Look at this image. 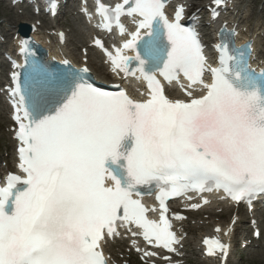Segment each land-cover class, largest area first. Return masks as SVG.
I'll return each instance as SVG.
<instances>
[{
    "label": "snow or ice",
    "instance_id": "obj_1",
    "mask_svg": "<svg viewBox=\"0 0 264 264\" xmlns=\"http://www.w3.org/2000/svg\"><path fill=\"white\" fill-rule=\"evenodd\" d=\"M226 3L213 0V19ZM166 4L122 0L96 7L98 28L115 26L128 38L113 51L99 38L94 46L114 75L146 83L143 99L120 85L107 91L90 83L86 50L78 71L52 74L26 61L23 84L20 73H12L22 175L9 173L0 186V264H109L104 247L121 237L118 227L151 248L178 254L171 219L185 217L170 218L169 200H192L188 194L196 193L201 202L188 206L195 210L210 203L203 194L213 191L234 202L264 195V72L250 69L244 53L224 39L213 67L198 33L181 23L184 5L170 19ZM121 17L132 18L135 30ZM21 43L27 53L28 41ZM161 78L179 85L184 98H170ZM142 187L156 190L158 219L148 218L157 209L142 203ZM131 244L145 264L158 256L135 238ZM203 244L207 256L228 255L218 238ZM162 259L171 264L169 256Z\"/></svg>",
    "mask_w": 264,
    "mask_h": 264
},
{
    "label": "bare ground",
    "instance_id": "obj_2",
    "mask_svg": "<svg viewBox=\"0 0 264 264\" xmlns=\"http://www.w3.org/2000/svg\"><path fill=\"white\" fill-rule=\"evenodd\" d=\"M212 1L213 0H187L186 4L192 5V3H193L195 5L196 9H203V8H205L203 5H205V6L209 5ZM259 1L260 0H258V2ZM254 2L256 3L257 0H248V1L247 0H227V5H228L227 8L233 9L234 12L233 11L229 12V14L226 16V20L231 25L236 24L242 35H244L245 37H251V39L254 42V49H255L254 54L256 56H258V60H260L261 63L264 64V7H263L264 4H263V6L260 7V9H258V6H255L253 4ZM257 10H259V12ZM198 15L202 16L203 10H201V12H199ZM10 20H14V17L10 18ZM15 21L16 22H24V23L30 25V24L34 23L35 21H39V19L37 17H34L32 13L31 14L27 13L24 16L15 17ZM5 26L8 27L9 24H6ZM209 26L211 28L213 25L211 23H209ZM11 30H13L12 31V33H13L12 37H13V35L16 32V27H14ZM52 30H54V27L49 26L48 28L43 29L42 33H36V34H33V36L38 37V39L42 40L44 46L47 49H49L50 51L60 53L64 56H66L67 58H69L76 65H81L82 64L81 63L82 56L81 55L80 56L79 55H72L68 51V46H69L68 43H67V45H65L63 47H57L54 37L51 35L48 37L46 36V34H52L53 33ZM73 34H74L73 37H74L75 42L77 44H82V45L86 44L84 33L80 32V30L76 29V30H74ZM205 37H207V35H205ZM47 39L51 40V44L46 43ZM86 58L88 60L87 66L90 68V70L92 71L93 75L96 78L101 79V80L111 81V78L108 75V73L106 72L103 65L102 64L98 65L96 63L97 56L92 50H89ZM129 87L131 89H136L137 86L136 85H130ZM171 94L175 95L176 93L174 91H171ZM2 111L4 112V109H2ZM0 119L5 120V115L3 113H1ZM215 205H216V203H214V206ZM217 207L220 208L219 206H217ZM214 209H216V207L208 208V210H206L204 212L205 213L214 212L213 211ZM231 211H232V209L229 207H226L223 210V212L227 215ZM239 213H240L242 220H243L244 213H242V212H239ZM186 215L190 217V215H195V214L189 213ZM242 222H244V221H240V223H242ZM177 227H180L185 234H187L191 237V238H188L187 240L184 241V247H186V248L179 251L180 254H185L184 258L187 256H196L197 260H199L201 258V254H200V251L198 249V242L197 241L201 240V238L209 237L213 232V228H215V227H220L222 229V233H224V232L227 233V240L228 239L230 240V238H231L230 230H228L227 227L215 225L210 230H208L207 228H205L204 223H201L200 221H197V220L195 223H193L191 220H186L185 222H182L181 224L177 225ZM261 240H263V238H261ZM114 245H116V244H114ZM117 245H119V244H117ZM112 247H113V244H107L106 251L108 253H112ZM180 260L181 259H175V260L171 261V263L178 262ZM228 263H229V261H228ZM201 264H213V263H211L209 261H203V262H201ZM219 264H226V261H221Z\"/></svg>",
    "mask_w": 264,
    "mask_h": 264
},
{
    "label": "rangeland",
    "instance_id": "obj_3",
    "mask_svg": "<svg viewBox=\"0 0 264 264\" xmlns=\"http://www.w3.org/2000/svg\"><path fill=\"white\" fill-rule=\"evenodd\" d=\"M257 2H258V0H257ZM257 2L256 3L254 2L253 4L255 6H257V4H259ZM8 3H9V0H7L6 2L4 0H0V32H5V33H9V30L17 24V22L15 21V17L13 16L14 13H12L15 11H12L8 8ZM261 4L259 6H261ZM13 17H14V20H10V18H13ZM63 23H64V26H63L64 29L70 28L71 23L75 26V29H77V28L80 29L79 27L81 26L80 22L77 21L75 19V17H70L69 19L65 20V22H63ZM6 24H9V27L6 28L5 27ZM68 35H69V38L71 39L70 45L72 44V42L74 44V45L69 46V51L73 55H78L79 54V48L81 46H80V44H78V46L76 45L75 39L71 33H69ZM7 130H8V128H7L6 122L0 121V154L4 153V149L8 148V146L10 145L9 138L7 136V133H6ZM206 216H209L210 219H205ZM228 216L227 217L226 216L218 217V216H212L211 214H203L201 216H193V219L199 220V221L211 222L214 224L216 222H218V220H220V222L222 224H225L229 220ZM192 221H194V220H192ZM205 226L210 227L208 225H205ZM244 226L247 227V223H244ZM244 235H245V241L250 239L249 229H248V231H246L244 233ZM236 243H237V239H234V244H236ZM240 246H241V244L235 246V250H234L233 254L231 255L229 264H264V256L262 253H260L261 251L259 252V250L255 249V248L247 249V250L243 251L240 248ZM123 249H125V248H123ZM136 264H139V263H137V261H136ZM187 264H198V263H196V260L194 258H189V259H187Z\"/></svg>",
    "mask_w": 264,
    "mask_h": 264
}]
</instances>
